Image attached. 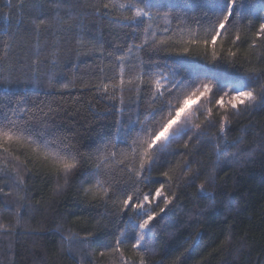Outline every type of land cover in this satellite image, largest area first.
Segmentation results:
<instances>
[{
    "label": "snow or ice",
    "instance_id": "1",
    "mask_svg": "<svg viewBox=\"0 0 264 264\" xmlns=\"http://www.w3.org/2000/svg\"><path fill=\"white\" fill-rule=\"evenodd\" d=\"M7 7L0 16V195L17 207L14 223L0 220V237L19 228L27 183L39 177L57 194L75 186L100 230L95 239L69 230L53 264L61 257L154 264L159 224L184 207L182 197L195 189L211 210L222 194L221 172L250 155L242 145L254 125L241 120L264 110V0H8ZM97 19L118 30L111 41L88 40L100 63L68 79V52L85 45V25ZM85 96L89 112L103 102L114 119L102 136L81 144L58 121L70 110L68 98L79 111ZM201 238L197 232L184 243ZM231 245L230 229L216 251ZM188 250L177 248L172 264H186ZM236 253L233 264L251 256L243 246Z\"/></svg>",
    "mask_w": 264,
    "mask_h": 264
},
{
    "label": "trees",
    "instance_id": "2",
    "mask_svg": "<svg viewBox=\"0 0 264 264\" xmlns=\"http://www.w3.org/2000/svg\"><path fill=\"white\" fill-rule=\"evenodd\" d=\"M16 0H13L15 3ZM127 2V0H121ZM8 0H0V16L8 13ZM36 6L44 5L45 0H32ZM25 24L28 16L24 17ZM19 24V17L11 18L12 31ZM6 27L0 19V31ZM118 29L109 24L107 19L89 20L85 25V45L74 46L77 52H68L71 57L62 71L68 79L79 78L80 74H87L96 70L100 63L86 46L87 41L95 37L111 41L110 33ZM87 78V76H85ZM46 87V86H45ZM88 96L76 111L71 98H68L67 115L61 114L58 123L65 128L72 129L81 139V144L90 142L108 131L114 117L106 113L103 102L96 105V114L87 108ZM45 99V97H40ZM63 103L62 101H57ZM249 127L245 143L242 147L249 149L250 155L243 157L240 163L221 172L218 179L220 191L215 206L209 210L208 201L198 200L195 189L189 190L182 197L183 208H177L174 215L162 220L157 229L158 243L157 255L154 264H172L179 253V248L189 250L181 258L186 264H233L237 253L236 249L243 246L245 253L250 249L251 256L247 254L239 257V264H255L257 259L264 260V151L260 144L264 143V110H258L241 120V126ZM239 132L230 136L235 139ZM235 149L229 155L235 153ZM208 160V155L201 157ZM27 197L25 205L27 214L21 220L17 231L11 236L0 237V264H53L56 252L61 245V236H67L69 230L83 237L88 233L95 239L100 230L95 227L91 215L84 211L87 205L81 199L75 186H69L62 193H55L54 184L46 183L39 177L27 183ZM5 190L7 187L5 186ZM0 220L7 223L14 220L17 204L13 197L0 195ZM11 209V211L9 210ZM203 211L201 217H191L190 213ZM77 215L80 219L77 220ZM189 219H198V223L189 226ZM232 230V245L227 251L217 252L221 241ZM34 230L43 233L45 239H38ZM197 232L201 239L196 245L189 246L184 243ZM169 233L173 235L170 236ZM59 264H72L71 260L60 258Z\"/></svg>",
    "mask_w": 264,
    "mask_h": 264
}]
</instances>
